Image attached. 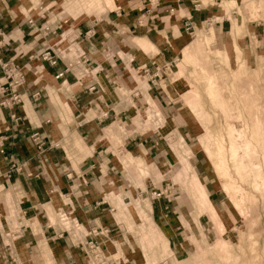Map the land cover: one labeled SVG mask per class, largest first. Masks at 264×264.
<instances>
[{
    "label": "rangeland",
    "instance_id": "374dc122",
    "mask_svg": "<svg viewBox=\"0 0 264 264\" xmlns=\"http://www.w3.org/2000/svg\"><path fill=\"white\" fill-rule=\"evenodd\" d=\"M121 1L56 0L52 10L75 23L100 21L124 9ZM200 4L206 9L191 29L183 24L162 36L163 47L139 38L129 39L132 47L119 42L120 57L151 56L143 75L158 69L161 55L168 61L150 74L147 93L141 80L131 93L117 89L130 111L105 137L119 150L132 202L118 206L120 191L111 197L124 235L113 264H264V0ZM125 137L159 142L160 159L154 149L150 158L123 151ZM106 257L100 249L86 262L107 263Z\"/></svg>",
    "mask_w": 264,
    "mask_h": 264
},
{
    "label": "crops",
    "instance_id": "0c3cea01",
    "mask_svg": "<svg viewBox=\"0 0 264 264\" xmlns=\"http://www.w3.org/2000/svg\"><path fill=\"white\" fill-rule=\"evenodd\" d=\"M35 3L0 0V59L22 73L15 88L21 104L0 109V264H87L82 242L89 239L107 254L105 264H113L115 243L124 235L112 205L128 208L132 202L118 166L119 150L105 137L130 111L117 89L126 86L131 93L141 80L147 93L148 80L168 61L161 55L158 69L148 68L143 75L142 66L152 64L151 56L131 55L127 62L129 56L117 55L119 48L132 47L129 39L136 38L146 46L163 47L167 35L182 30L185 20L193 21L206 8L200 0L195 8L186 0H159L147 12L142 0H124V9L108 11L100 21L75 23L53 12L56 0ZM49 48L66 49L55 67L38 57ZM58 73L61 78H55ZM32 135L43 143L39 150ZM121 141L125 152L150 158L154 149L160 159L159 142L140 137ZM119 191L120 202L111 203ZM57 211L78 234L59 227ZM103 230L105 237L90 234Z\"/></svg>",
    "mask_w": 264,
    "mask_h": 264
},
{
    "label": "built area",
    "instance_id": "2783aa9c",
    "mask_svg": "<svg viewBox=\"0 0 264 264\" xmlns=\"http://www.w3.org/2000/svg\"><path fill=\"white\" fill-rule=\"evenodd\" d=\"M142 1L144 5L147 7V12H148L157 8L159 0H142ZM176 1L179 2L182 0H176ZM187 1L193 5V8H195L198 4V0H187ZM27 24L32 25L30 21H27ZM184 27L186 30L191 29L189 20H185ZM40 30L46 33V28L41 27ZM65 51L66 49L60 50L59 48H54V49L49 48L42 50L38 54V57L41 62L46 63L50 67H55L58 64V62L61 60L62 56L65 55L66 53ZM61 77H62V73H58L55 78H61ZM21 82H22V73L15 66H13L12 62L2 61L0 59V109H11L21 104L20 95L17 93V90L15 89L18 85L21 84ZM36 96L37 95L34 94L32 95V98L35 99ZM102 116H105V114H103ZM31 139L33 142H35L36 144L35 146L38 150L43 146L42 142L37 141L36 135H32ZM155 197L158 198L159 194H156ZM56 216H57L56 218L58 225L61 229L62 228L64 229V226H66L64 225V223L66 224L70 223V225H72L70 219L64 213L57 211ZM73 230L74 229H72L71 231ZM75 231H77L76 234L79 233V229L78 230L76 229ZM90 234L93 236L102 235L105 237L107 235V231L103 230L98 232H91ZM82 244L86 249L87 261H90V257H92L91 260H97L96 258H98L100 247L92 239L85 240L82 242ZM98 261L100 262L98 264H105L102 261H100V259Z\"/></svg>",
    "mask_w": 264,
    "mask_h": 264
}]
</instances>
